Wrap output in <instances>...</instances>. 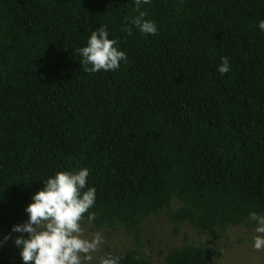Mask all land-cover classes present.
I'll use <instances>...</instances> for the list:
<instances>
[{"label":"trees","instance_id":"trees-1","mask_svg":"<svg viewBox=\"0 0 264 264\" xmlns=\"http://www.w3.org/2000/svg\"><path fill=\"white\" fill-rule=\"evenodd\" d=\"M141 11L156 35L130 23L133 0H0V239L27 220L41 181L81 167L96 189L89 226L122 227L134 242L107 251L122 264H150L142 223L162 211L174 230L219 237L264 214V0H151ZM103 25L127 63L89 74L75 50ZM217 252L185 237L163 264H218ZM0 264H22L11 239Z\"/></svg>","mask_w":264,"mask_h":264},{"label":"clouds","instance_id":"clouds-1","mask_svg":"<svg viewBox=\"0 0 264 264\" xmlns=\"http://www.w3.org/2000/svg\"><path fill=\"white\" fill-rule=\"evenodd\" d=\"M133 3L138 15L131 18L130 23L142 34L156 35L159 31L157 23L145 19L147 13L141 11L151 0H133ZM258 28L264 32V19L258 22ZM127 32L132 35L131 28ZM119 45V40L110 38L108 26L103 25L92 30L85 46L75 51L82 58L85 72H110L118 70L122 61L127 63V54ZM220 61L217 71L221 75L230 72V58L222 56ZM89 176L90 169L81 167L56 171L41 181L42 187L30 197V203L24 209L27 220L11 227L0 239V248L11 239L22 264H84L91 261L92 254L104 243V236L100 232L94 233L91 239L85 236V214L87 224H93L97 216L95 211H90L96 203V189L88 185ZM249 218L255 232L252 247L256 251L264 250V214L251 212ZM123 259L110 252L99 258V264H122Z\"/></svg>","mask_w":264,"mask_h":264},{"label":"rangeland","instance_id":"rangeland-1","mask_svg":"<svg viewBox=\"0 0 264 264\" xmlns=\"http://www.w3.org/2000/svg\"><path fill=\"white\" fill-rule=\"evenodd\" d=\"M173 207L175 204L171 209ZM83 226L86 228L85 236L89 239L96 232L104 236V243L92 254L93 259L85 261L84 264H99V258L106 255L107 251H123L134 246L131 236L122 227L98 230L91 228L87 223H83ZM142 230L143 234L137 248L145 254L150 264H163L166 252L180 246L185 237L188 241L214 247L218 251L216 254L218 264H264V250L256 251L252 247V237L255 235L253 226L229 227L221 237L211 233L199 235L185 225L174 230L168 218V210H165L145 218Z\"/></svg>","mask_w":264,"mask_h":264}]
</instances>
